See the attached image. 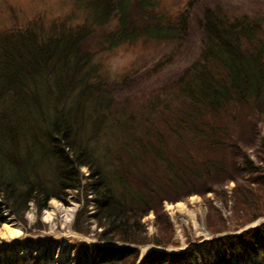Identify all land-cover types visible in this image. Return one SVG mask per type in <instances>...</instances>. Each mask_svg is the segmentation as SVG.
Returning a JSON list of instances; mask_svg holds the SVG:
<instances>
[{"label":"trees","instance_id":"16d2710c","mask_svg":"<svg viewBox=\"0 0 264 264\" xmlns=\"http://www.w3.org/2000/svg\"><path fill=\"white\" fill-rule=\"evenodd\" d=\"M68 1L54 19L25 21L8 1L0 6V226L25 222L33 203L40 214L51 199L84 192L99 243L58 263L52 243L38 240L40 256L0 264H264V222L244 230L264 218V14L231 17L210 0H179L175 11L161 0ZM162 44L168 51L151 67L115 79L98 59ZM181 55L195 58L173 83L139 102L124 96ZM209 194L225 207L233 200L231 220L208 198L211 239L141 259L138 246H180L166 202ZM82 213L74 229L90 235Z\"/></svg>","mask_w":264,"mask_h":264},{"label":"rangeland","instance_id":"374dc122","mask_svg":"<svg viewBox=\"0 0 264 264\" xmlns=\"http://www.w3.org/2000/svg\"><path fill=\"white\" fill-rule=\"evenodd\" d=\"M5 1L11 3L17 9L20 18L25 21L39 13L45 14L49 19H54L57 16L68 14L71 9L68 0H0V6ZM161 1L162 7L175 11L176 8L173 7V4L179 0ZM208 3L211 4V7H218L220 12H224L231 17L242 14L255 17V15L264 14V0H210ZM166 48L165 44L158 47L149 46L146 48L140 45H126L116 48L113 52L101 54L102 56H98V59L103 60V72L105 75L110 79H115L137 68L151 67L168 51ZM179 58V63H175L168 69H165L161 75L147 79L146 81L136 80L133 83L135 84L133 85L134 88L126 92L124 96L133 98V101H138L140 98L144 99L149 96L152 90L159 87V85L161 87L173 83L175 75L188 67L193 62L195 56L190 55L188 57L187 55H181ZM251 155L255 161L256 157L254 153H251ZM82 173L85 177L89 172L86 168H82ZM234 186L235 183H230L226 187L229 196ZM208 198L213 200V204L222 211L225 219L231 220L233 200L229 202L228 207H225L223 202L216 200L214 194H209L206 198L195 195L186 201L175 204L166 202L164 207L175 225L176 238L180 241V246L158 247V249H165L169 252L182 251L188 247L189 240H209L213 237V234L206 227L208 216L206 199ZM79 199L81 200L80 203ZM85 202L84 192L70 191L66 202L53 198L49 201L48 207L40 214L34 203L31 204L29 211L26 213L25 222H20L14 216L9 217L8 222L4 225H14L15 228L20 230V234H15L11 238H0V247L3 248L0 252V257L8 259L28 257L31 254L36 257L40 256L44 248L37 250L33 247V244L38 240H44L52 243L55 260L59 263H73L77 260V248L81 245L99 243L97 236L102 231L95 219L93 204L90 203L85 208L83 207V203ZM71 209H74L73 214L69 211ZM81 210L83 213L80 217V226L85 230H91L90 235L78 233L74 229V225L77 219H79L77 216ZM143 223L147 228V236L149 238L154 237L158 230L155 224L154 213H150L145 217ZM4 225L0 226V230ZM258 225L252 224L248 227L252 228ZM10 245H15V248L9 249L8 246ZM138 248L140 249L141 257L148 249H155L153 245L138 246Z\"/></svg>","mask_w":264,"mask_h":264},{"label":"bare ground","instance_id":"6f19581e","mask_svg":"<svg viewBox=\"0 0 264 264\" xmlns=\"http://www.w3.org/2000/svg\"><path fill=\"white\" fill-rule=\"evenodd\" d=\"M69 211L73 214L74 209ZM15 234H20V230L15 228L14 225H4V227L0 230V238H11Z\"/></svg>","mask_w":264,"mask_h":264},{"label":"water","instance_id":"95a60500","mask_svg":"<svg viewBox=\"0 0 264 264\" xmlns=\"http://www.w3.org/2000/svg\"><path fill=\"white\" fill-rule=\"evenodd\" d=\"M248 228H249V227H247L246 229H248ZM246 229H244V230H246ZM244 230H242V231H244ZM242 231H241V232H242ZM241 232H240V233H241ZM224 235H227V233H225V234H221V235H218V237H220V236H224ZM150 249H151V248H150ZM148 250H149V249H148ZM142 258H143V256H142ZM142 258H141V259H142Z\"/></svg>","mask_w":264,"mask_h":264}]
</instances>
